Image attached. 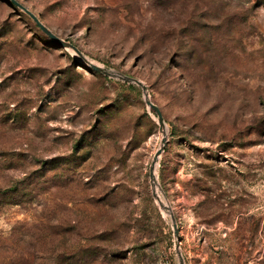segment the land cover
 <instances>
[{"label": "rangeland", "instance_id": "obj_1", "mask_svg": "<svg viewBox=\"0 0 264 264\" xmlns=\"http://www.w3.org/2000/svg\"><path fill=\"white\" fill-rule=\"evenodd\" d=\"M16 1L130 81L0 0V264H264V0Z\"/></svg>", "mask_w": 264, "mask_h": 264}, {"label": "water", "instance_id": "obj_2", "mask_svg": "<svg viewBox=\"0 0 264 264\" xmlns=\"http://www.w3.org/2000/svg\"><path fill=\"white\" fill-rule=\"evenodd\" d=\"M15 7L19 8L20 10H22L35 24L36 26L41 30V32L46 36L48 37L52 42H54L57 46L65 49V50H68V51H71L73 52L74 54H76L79 58H81L82 60L86 61V63L88 64V66L96 73H99L105 77H108V78H121L123 79L124 81L126 82H129L130 79L128 78H125V77H122L116 73H114L113 71L109 70V69H105V68H102L90 61H88V59L84 56V54L73 44L69 43V42H66L64 41L63 39L59 38L58 36H56L50 29H48L42 22L41 20L39 19V17H37L34 13H32L30 10H28L26 7H24L23 5H21L18 1L16 0H9ZM132 82H134L135 84H137L138 86H140L142 89H144V96H145V100H146V103L147 105L152 108L154 110V112L157 114L158 116V123L161 127L162 130H166V124H165V121H164V118L162 116V113L161 111L159 110V108L157 106H155L149 99V95L145 89V86L142 82L140 81H137V80H132ZM166 144L167 142L166 141H163L162 142V146L161 148L157 151L156 153V156H155V159L158 160L160 155L164 152L165 148H166ZM151 180L153 183H157L156 181V177L154 175V172H152L151 174ZM153 195L154 197L156 198V200L159 202L161 208L163 209H168V207L166 205L163 204V202L161 201V199L159 198L157 192L155 191V189L153 190ZM171 219H172V223H173V230H174V237L177 241L176 243V251H177V254H178V257H179V261H180V264H184V260H183V257L180 253V244L178 242V239H179V232H178V227H177V223H176V220H175V217L172 216L171 214Z\"/></svg>", "mask_w": 264, "mask_h": 264}, {"label": "bare ground", "instance_id": "obj_3", "mask_svg": "<svg viewBox=\"0 0 264 264\" xmlns=\"http://www.w3.org/2000/svg\"><path fill=\"white\" fill-rule=\"evenodd\" d=\"M156 177V176H155ZM156 181H157V178H156ZM154 184V189H155V191L158 193V195H159V192H158V184L155 182V183H153Z\"/></svg>", "mask_w": 264, "mask_h": 264}]
</instances>
